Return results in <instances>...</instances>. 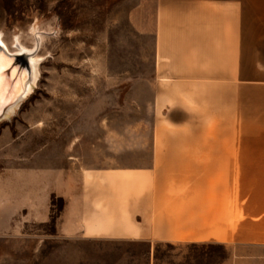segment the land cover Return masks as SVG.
<instances>
[{
  "label": "crops",
  "instance_id": "0c3cea01",
  "mask_svg": "<svg viewBox=\"0 0 264 264\" xmlns=\"http://www.w3.org/2000/svg\"><path fill=\"white\" fill-rule=\"evenodd\" d=\"M152 30L149 160L53 168L60 233L264 248V0H155Z\"/></svg>",
  "mask_w": 264,
  "mask_h": 264
},
{
  "label": "rangeland",
  "instance_id": "374dc122",
  "mask_svg": "<svg viewBox=\"0 0 264 264\" xmlns=\"http://www.w3.org/2000/svg\"><path fill=\"white\" fill-rule=\"evenodd\" d=\"M154 20L155 0H0L2 43L40 58L33 88L0 120V264H264V248L60 233L53 168H72V190L86 169L149 160ZM33 173L35 205L21 186Z\"/></svg>",
  "mask_w": 264,
  "mask_h": 264
},
{
  "label": "water",
  "instance_id": "95a60500",
  "mask_svg": "<svg viewBox=\"0 0 264 264\" xmlns=\"http://www.w3.org/2000/svg\"><path fill=\"white\" fill-rule=\"evenodd\" d=\"M0 73L5 79L10 80V86L4 96L1 95L0 120L6 118V110L14 106L25 92L27 84L31 80V68L25 55H10L0 51ZM3 75V76H4Z\"/></svg>",
  "mask_w": 264,
  "mask_h": 264
},
{
  "label": "bare ground",
  "instance_id": "6f19581e",
  "mask_svg": "<svg viewBox=\"0 0 264 264\" xmlns=\"http://www.w3.org/2000/svg\"><path fill=\"white\" fill-rule=\"evenodd\" d=\"M0 45H2V47H0V51L3 52V53H7V54H10V55H18V56L25 55L26 58L28 59V62L30 64V68H31V71H32L31 80L27 84L25 92L21 95V97L18 99L17 103L14 106L9 107L6 110L5 116L7 118V117H9V115L11 113L14 112L15 108L18 107V105L24 99L26 93L28 91H30L33 88L34 84L36 83V80H37L38 74H39V72H38V64H39L40 58L35 55V51L36 50H28V49H24L22 46H19L15 52H10V51H8V49L2 43L1 40H0ZM0 71H1V69H0ZM3 75L4 74L0 73V102L2 100L1 95L4 96V93L9 91L8 87L10 86V82H9L10 80L5 79V75L4 76Z\"/></svg>",
  "mask_w": 264,
  "mask_h": 264
},
{
  "label": "trees",
  "instance_id": "16d2710c",
  "mask_svg": "<svg viewBox=\"0 0 264 264\" xmlns=\"http://www.w3.org/2000/svg\"><path fill=\"white\" fill-rule=\"evenodd\" d=\"M63 208V207H62ZM55 222V218L54 217H52L51 218V223L53 224ZM192 245H197V244H192ZM198 245H214V244H198Z\"/></svg>",
  "mask_w": 264,
  "mask_h": 264
},
{
  "label": "snow or ice",
  "instance_id": "6c2138e0",
  "mask_svg": "<svg viewBox=\"0 0 264 264\" xmlns=\"http://www.w3.org/2000/svg\"><path fill=\"white\" fill-rule=\"evenodd\" d=\"M0 47H2V45H0Z\"/></svg>",
  "mask_w": 264,
  "mask_h": 264
}]
</instances>
